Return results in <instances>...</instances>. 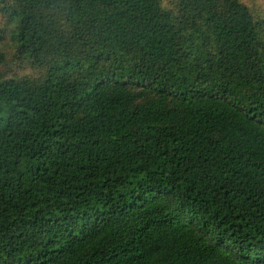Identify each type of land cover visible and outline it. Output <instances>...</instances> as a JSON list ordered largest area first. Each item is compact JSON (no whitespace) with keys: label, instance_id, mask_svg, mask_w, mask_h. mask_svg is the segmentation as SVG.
I'll return each instance as SVG.
<instances>
[{"label":"trees","instance_id":"16d2710c","mask_svg":"<svg viewBox=\"0 0 264 264\" xmlns=\"http://www.w3.org/2000/svg\"><path fill=\"white\" fill-rule=\"evenodd\" d=\"M0 264H264V0H0Z\"/></svg>","mask_w":264,"mask_h":264}]
</instances>
